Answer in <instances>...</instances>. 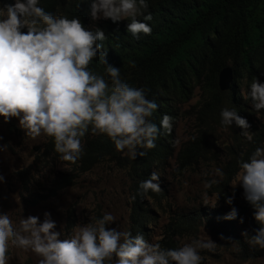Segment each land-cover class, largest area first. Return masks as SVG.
<instances>
[{
    "label": "clouds",
    "instance_id": "1",
    "mask_svg": "<svg viewBox=\"0 0 264 264\" xmlns=\"http://www.w3.org/2000/svg\"><path fill=\"white\" fill-rule=\"evenodd\" d=\"M147 8V0H91L90 17L114 24L126 20L127 32L138 38L151 33L144 22L152 19L150 14L143 15ZM141 15L143 20H138ZM105 39L102 30L86 29L76 18L46 12L39 0L0 3V117L5 123L16 118L25 137L51 138L63 167L80 159L86 134L106 136L116 151L135 160L156 147L161 133L172 131V117L163 115L159 127L153 123L157 103L146 98L143 88L122 79L120 69L106 64L101 43ZM98 53L105 65L103 75L89 69ZM242 96L259 116L264 110V83L253 78ZM233 123L243 129L241 136L252 139L247 120L234 107L221 108L220 126L230 128ZM237 164L234 185L243 189L259 224L254 235L244 232L242 236L250 248L264 250V148L257 147ZM158 177L153 172L139 182L136 196L159 192ZM3 179L0 176V182ZM217 183L216 179L205 180L204 188ZM202 198L207 205V194ZM226 203L231 205L232 198ZM236 218L235 208L223 217ZM115 221L111 212L90 216L89 223L75 226L70 237L61 239L62 233L56 231L47 212L42 221L21 216L15 225L8 214H0V264H7L10 247L31 252L38 257L37 264H201L200 252H211L217 246L206 236L164 248L155 237L149 241L142 234L133 236L130 231L109 227Z\"/></svg>",
    "mask_w": 264,
    "mask_h": 264
},
{
    "label": "trees",
    "instance_id": "2",
    "mask_svg": "<svg viewBox=\"0 0 264 264\" xmlns=\"http://www.w3.org/2000/svg\"><path fill=\"white\" fill-rule=\"evenodd\" d=\"M90 2L39 0V6L57 16L76 18L86 29L102 30L106 38L101 42L106 64L120 69L122 79L132 87L143 88L146 98L157 103L153 123L159 127L160 118L167 114L172 117L173 127L170 134L158 136L156 147L148 150L145 157L137 155L135 160L116 151L106 136L86 134L81 140L82 154L77 168L85 173L100 165H116L130 177V195L136 196L139 182L168 168L175 153L176 129L184 115H189L195 119L196 134L177 154L179 170L221 167L223 180L215 189L222 199L229 198L230 184L238 171L237 161L247 160L264 142L261 113L258 116L251 102L242 96L253 78L264 83V0H147L148 8L143 15L152 17L151 21H144L151 33H141L138 38L127 32L126 20L115 24L103 19L93 21ZM143 15L137 19L143 20ZM227 66L234 68L235 83L229 92H222L219 73ZM104 67L98 53L89 69L103 75ZM197 94L198 103L192 110L184 111V105ZM225 107H234L247 120L250 141L241 136L243 129L234 123L230 128L220 126L219 112ZM219 129L231 133L228 143L218 138ZM48 148L53 149L51 138ZM19 175L28 179L30 171L23 170ZM67 183H72L71 179L55 180L58 190L66 189ZM156 183L164 186L160 178ZM167 192L164 189L131 199L129 231L133 236L137 233L145 239L149 236L148 230L155 221L149 200L153 199L160 207ZM253 212L247 202L231 221L223 219L225 213L204 206L180 213L171 220L162 247L176 248L175 239L196 238L202 228H207L218 238L223 237L239 260L264 258V250L250 248L242 236L244 232L254 235L259 228Z\"/></svg>",
    "mask_w": 264,
    "mask_h": 264
},
{
    "label": "rangeland",
    "instance_id": "3",
    "mask_svg": "<svg viewBox=\"0 0 264 264\" xmlns=\"http://www.w3.org/2000/svg\"><path fill=\"white\" fill-rule=\"evenodd\" d=\"M12 3L13 0H0V3ZM26 32V29H22ZM200 99L197 94L189 103L184 105V111L192 110ZM261 123H264V110H261ZM195 119L189 115L179 123L176 129L175 153L169 161L168 168L159 173L167 189V198L158 206L150 199V207L154 215V225H151L146 240L156 238L162 246L167 237L168 227L173 218L180 213L193 211L200 206L217 209L228 214L232 208L237 213L247 204L243 189L235 180L230 184L229 198L232 204L226 203L215 189L223 180L219 166H209L196 171H180L177 154L196 134ZM231 133L228 130L218 131V138L229 142ZM212 139V136H211ZM50 138L25 137L18 126L16 118H10L7 123L0 117V214H8L15 225L22 216L38 217L43 220L44 213L56 224V231L61 232V239L70 237L71 230L77 225L90 222V216L99 217L103 212H111L116 218L111 228L130 230L131 180L126 171L116 165H100L83 173L77 168L78 161L63 167L54 150L48 148ZM83 142H81V147ZM264 148V142L263 146ZM29 170L30 175L25 179L19 172ZM219 170V173H217ZM71 179L64 190H58L57 179ZM216 179L217 184L204 188V181ZM207 194V205H204L203 195ZM218 197V199H217ZM210 238L217 246L211 251H201V264H264V258L243 262L239 260L233 248L207 228H202L196 238ZM195 237H182L174 240L176 247L191 242ZM7 264H37L38 257L31 252H25L10 247L6 253ZM115 261V257L113 258Z\"/></svg>",
    "mask_w": 264,
    "mask_h": 264
},
{
    "label": "water",
    "instance_id": "4",
    "mask_svg": "<svg viewBox=\"0 0 264 264\" xmlns=\"http://www.w3.org/2000/svg\"><path fill=\"white\" fill-rule=\"evenodd\" d=\"M234 80H235V75L233 68L231 66L224 67L219 73L218 84L220 90L222 92L230 91L232 85L234 84Z\"/></svg>",
    "mask_w": 264,
    "mask_h": 264
}]
</instances>
